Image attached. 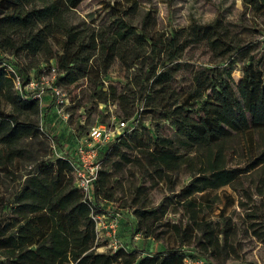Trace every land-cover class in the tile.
Instances as JSON below:
<instances>
[{
	"label": "trees",
	"instance_id": "obj_1",
	"mask_svg": "<svg viewBox=\"0 0 264 264\" xmlns=\"http://www.w3.org/2000/svg\"><path fill=\"white\" fill-rule=\"evenodd\" d=\"M237 1L238 22L217 15L165 32L143 0L101 1L98 19L78 22L72 14L84 0H0L1 178L15 181L16 162L29 160L27 139L46 136L61 153L30 157L34 167L0 197V264H183L186 249L205 264H250L240 256L243 230L210 194L228 188L236 200L223 198L244 213V232L264 243V35L243 24L247 14L264 18V0ZM198 48L207 66L183 60ZM8 62L21 77L51 63L56 87L85 81L94 103L115 106L128 125L99 152L91 206L108 213L102 204L119 202L134 234L164 249L97 251L91 209L72 177L74 148L68 154L30 118L39 102L15 89ZM115 62L130 74L123 87L105 82Z\"/></svg>",
	"mask_w": 264,
	"mask_h": 264
},
{
	"label": "rangeland",
	"instance_id": "obj_2",
	"mask_svg": "<svg viewBox=\"0 0 264 264\" xmlns=\"http://www.w3.org/2000/svg\"><path fill=\"white\" fill-rule=\"evenodd\" d=\"M101 1L111 2L114 0H84L78 9L73 12L72 18L77 22L80 20L90 21L91 19H98L99 14L102 15L100 12ZM143 6L152 8L155 11L158 27L165 32H169L171 29L186 27L191 21L207 24L212 22L217 15H220L226 21L238 22L237 20L241 18L240 15L242 13L240 2L237 0H143ZM245 19L244 26L254 30L251 36L260 38L261 35H264V18H259L254 21L247 14ZM187 57H192V62L196 65L207 66V55L201 48L195 49L192 52L189 51L183 60ZM17 61L20 66L24 67H26V63L28 62L26 59ZM12 62L14 63L13 59L10 63ZM10 63L8 62L6 64L8 68L14 69L17 73L15 67ZM53 68L51 63L47 65L41 63L38 67L29 70L25 76L21 77L19 73L17 75L20 78L21 91L30 94L33 92L39 102L40 111L38 116L30 118L38 124L39 128L42 126L44 132L48 135L55 136L66 152L71 154L74 146L82 138L84 139V136L91 127L101 123L112 129L113 119H120L119 112L112 105L94 103V100L89 96L85 81H79L77 85L68 89H63L59 86L56 87V71ZM129 75V73L115 62L106 76L105 82L117 87H123ZM240 76L241 73L236 68L233 72V77L237 80ZM39 83H42L43 90L34 92L30 84L35 85ZM52 88H56L63 93L67 98V103L62 106L60 111H57L58 107L55 104L49 113L45 115V110L52 101ZM145 122L150 127L149 122L147 120ZM23 147L27 150V158L29 160L21 163L16 162L15 181H5L0 175V197L8 198L18 188L25 174L34 167L35 160L30 159V157L36 156V158H40L46 155V158L54 159L61 155L57 146L54 144V148H51V142L43 135L34 139L25 140ZM152 194L155 203H157L161 198V194L159 191H153ZM210 194H218L222 198L219 208L224 207L225 215L231 218L243 230L238 236L242 260L250 264H264V243L256 241L250 233L244 232L246 225L242 220L244 213L235 203L227 204V201L223 198V194H230L235 201L236 196L228 188L211 191ZM118 204L119 202L102 204L103 210L108 212L105 214L116 216L118 223L114 235L111 231H108L107 234L104 232L100 235L101 237L97 242V251L103 252L110 249L114 250V248L130 250L133 247H139L147 252H156L164 249L165 246L161 242H156L152 239H143L139 235H135L132 213L129 210L118 208ZM216 214L217 211L215 210L211 215L212 220H216ZM261 228L264 232V227ZM195 255V251L186 249L185 259L196 257ZM64 262L65 264H74L69 257H65ZM234 263V260L228 259L224 264Z\"/></svg>",
	"mask_w": 264,
	"mask_h": 264
},
{
	"label": "built area",
	"instance_id": "obj_3",
	"mask_svg": "<svg viewBox=\"0 0 264 264\" xmlns=\"http://www.w3.org/2000/svg\"><path fill=\"white\" fill-rule=\"evenodd\" d=\"M53 69L55 70V68ZM7 70L14 77L15 89L18 92H21L20 78L17 73L12 68H8ZM30 85L34 90H43L42 83ZM52 92L56 99L55 102L58 107L57 111H60L62 106L67 103V98L56 88H52ZM113 108H115V106H113ZM127 125L128 122L116 120L114 118L112 129L102 125L101 123L91 127L84 136V139H81L82 142L80 141L75 145L72 154V177L74 179L75 186L80 190L83 196V201L91 209L90 217L94 223L96 241L99 240L101 237L100 235L104 232L107 234L108 231H111L114 235L118 223V218L116 216L98 213L91 206L93 202L92 188L101 166L99 149L108 145L117 135L124 131ZM51 148H54V144L52 142ZM184 264H205V262L202 258H188L184 260Z\"/></svg>",
	"mask_w": 264,
	"mask_h": 264
},
{
	"label": "crops",
	"instance_id": "obj_4",
	"mask_svg": "<svg viewBox=\"0 0 264 264\" xmlns=\"http://www.w3.org/2000/svg\"><path fill=\"white\" fill-rule=\"evenodd\" d=\"M135 222V220H134V218H133V223ZM138 247V246H137ZM138 249H140L139 247H138Z\"/></svg>",
	"mask_w": 264,
	"mask_h": 264
}]
</instances>
